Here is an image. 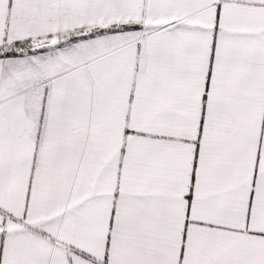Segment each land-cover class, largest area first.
<instances>
[{
    "label": "snow or ice",
    "instance_id": "6c2138e0",
    "mask_svg": "<svg viewBox=\"0 0 264 264\" xmlns=\"http://www.w3.org/2000/svg\"><path fill=\"white\" fill-rule=\"evenodd\" d=\"M0 264H264V0H0Z\"/></svg>",
    "mask_w": 264,
    "mask_h": 264
}]
</instances>
